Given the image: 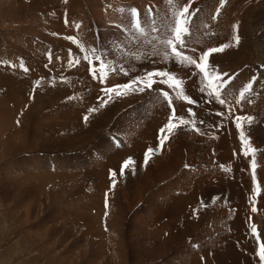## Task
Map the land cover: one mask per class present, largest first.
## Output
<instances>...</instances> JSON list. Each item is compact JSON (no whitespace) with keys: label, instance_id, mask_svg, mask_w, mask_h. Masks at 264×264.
<instances>
[{"label":"rangeland","instance_id":"rangeland-1","mask_svg":"<svg viewBox=\"0 0 264 264\" xmlns=\"http://www.w3.org/2000/svg\"><path fill=\"white\" fill-rule=\"evenodd\" d=\"M133 7L143 21L149 8L157 19L169 12L166 0H0V264H264V0H193L189 9H199L189 49L233 44L210 58L237 77L231 113L199 91L197 70L137 42ZM66 36L128 75L94 79ZM70 50L81 63L69 66ZM165 68L195 103L163 85L111 100L102 91ZM160 89L172 94L177 115L194 121L162 148L171 109ZM238 115L254 118L243 130L257 150L259 195ZM149 147L157 151L145 164ZM128 158L135 164L125 168Z\"/></svg>","mask_w":264,"mask_h":264},{"label":"snow or ice","instance_id":"snow-or-ice-1","mask_svg":"<svg viewBox=\"0 0 264 264\" xmlns=\"http://www.w3.org/2000/svg\"><path fill=\"white\" fill-rule=\"evenodd\" d=\"M67 2V0H65ZM225 0H221V7H223ZM169 5V12L157 19L151 8L147 10L146 16L147 21L141 20L140 14L136 8L130 9L131 16V29L135 30L136 40L138 43L150 45L153 48V54L159 55L161 60L165 62H172L179 67H193L197 73L202 76L201 86L199 91L204 93L207 90V95L213 99L221 107L227 106L229 113H231V104L227 97L231 94V89L235 86L234 81L236 76L229 75L227 72H222L219 66L210 62V58L213 54L223 53L225 49L233 46L230 43H223L219 46H210L196 54V49L188 48V41L193 36V25L192 18L197 14L199 9L189 11L193 0H166ZM68 21L65 20L67 25ZM147 24V26H145ZM80 25H76L79 27ZM234 29L238 26L234 25ZM155 33L156 35H151ZM53 35H58L53 33ZM151 38L149 39V37ZM64 39L71 41L77 46V51L82 53V59L89 66V71L92 72L94 79H99L101 83H104L108 78L109 72H122L125 76L128 75V71L123 67L114 68L112 62L103 58L102 54H97L96 49L88 50L85 49L84 45L79 42L74 36H66ZM154 41L156 43H154ZM232 41L235 45L240 43V36L233 34ZM157 45L159 47H157ZM193 54H187L188 52ZM49 60H51V54H49ZM69 66L81 63V59L77 58V55L73 51L68 53ZM24 68V65H20ZM27 71V68H24ZM256 82V78L253 77L247 84H245L239 90V99L236 100L237 104H240L246 100L247 96L253 90V84ZM39 83V82H37ZM184 80L181 79L176 72L169 71L168 69H154L146 71L142 74H137L131 77L127 83L117 84L113 87H106L102 89L105 92L108 100L112 99L114 93L118 97L127 96L137 92H145L146 90H152L153 86L156 85L159 88L161 85L165 86L169 90H174V94L177 98L187 101L188 104L195 103L189 94H186L184 89ZM160 94L167 102L168 107L171 109V115L168 117L167 123L159 129V147L162 148L165 141L172 135L175 129L181 126H187L194 121L186 119L184 116L177 115L176 109L173 107V96L170 91L160 89ZM107 103V100H103L101 107ZM95 111V109H89V112ZM191 112V109H189ZM218 116H224L223 111L216 113ZM194 115V113H193ZM228 117L225 116V119ZM253 117L249 115H238L235 116L234 123L236 128L239 130V138L241 140L243 148V155L245 158L251 154L250 169L251 179L253 182L252 191L259 195L260 189L257 183V161H256V149L250 147V138L246 136L243 130V123L246 121L248 124L253 122ZM84 120L87 122L88 116H84ZM175 121V122H174ZM199 131V129H196ZM117 146L119 144L117 143ZM157 149L149 147L145 153L144 162H148L150 154H153ZM135 161L128 158L124 161V167L134 165ZM227 170V169H226ZM115 175V173H113ZM252 212H257L255 206L252 207ZM250 231L254 239L259 241L260 235L256 224L250 225ZM261 262H264V244L260 245V250L257 252Z\"/></svg>","mask_w":264,"mask_h":264},{"label":"bare ground","instance_id":"bare-ground-1","mask_svg":"<svg viewBox=\"0 0 264 264\" xmlns=\"http://www.w3.org/2000/svg\"><path fill=\"white\" fill-rule=\"evenodd\" d=\"M91 216V215H90ZM96 227V226H95Z\"/></svg>","mask_w":264,"mask_h":264}]
</instances>
